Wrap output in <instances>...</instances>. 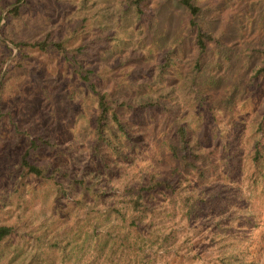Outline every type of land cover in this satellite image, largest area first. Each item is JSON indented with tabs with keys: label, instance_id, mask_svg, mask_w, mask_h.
Returning <instances> with one entry per match:
<instances>
[{
	"label": "rangeland",
	"instance_id": "rangeland-1",
	"mask_svg": "<svg viewBox=\"0 0 264 264\" xmlns=\"http://www.w3.org/2000/svg\"><path fill=\"white\" fill-rule=\"evenodd\" d=\"M13 1L14 41L62 47L26 46L15 65L0 34V264H264V0H192L202 52L178 0H21L7 19ZM83 74L122 131L108 118L97 135ZM177 125L194 166L171 153ZM27 148L42 176L20 166ZM151 176L174 188L133 209L127 188Z\"/></svg>",
	"mask_w": 264,
	"mask_h": 264
},
{
	"label": "trees",
	"instance_id": "trees-1",
	"mask_svg": "<svg viewBox=\"0 0 264 264\" xmlns=\"http://www.w3.org/2000/svg\"><path fill=\"white\" fill-rule=\"evenodd\" d=\"M19 1L21 0L13 1L14 5L9 7L5 11V18L9 19L11 16H17L20 14L24 3L23 1ZM178 1L185 7L189 14L188 23L195 29V44L199 52H202L205 48V41L207 39H210L211 37L208 33L202 31L194 21V16L196 15L199 7L192 0ZM131 2L135 6V9L139 12L141 10L140 4L142 0H132ZM0 34H2L3 37L11 41L15 46L19 48V52L14 54L15 57L18 56V59L15 61V65L19 64L20 60L25 57V52L23 50L26 46L35 47L38 50L61 49L62 47L60 41H53L47 39H40L34 41H14L13 38L7 32V23H3L0 25ZM4 75L5 73L3 71V77ZM81 78L85 83L86 87L95 95L96 98L97 113L95 115V129L97 135L99 137H102V129L106 125L108 118L114 123V126L118 130L122 131L124 129L122 120L119 114L117 113L115 107L111 105L112 103L109 100L108 93L106 91L98 90L95 87L93 81L89 79L87 74H83ZM125 104V101H119L116 105L121 106ZM174 132V142H172L170 146L171 153L175 156L176 159L179 160L182 165V168H185L186 165L194 166V161L197 159L198 153L194 152L192 146L188 143L184 127L182 125H177ZM19 163L20 166L28 173H31L36 176H42L44 174L45 168L42 165L36 164L30 160L29 148L25 149L21 153ZM175 181L176 178L167 180L165 178H154L153 176H151L145 183L127 188V193L129 192L127 202L133 209L143 211L145 203L144 201H142V197L144 194L152 193V191L156 188H162L167 191L172 190L174 188ZM12 230L13 228L11 225L0 224V243L6 236H8L12 232ZM220 262L222 264H250L243 258L236 257L235 255L223 256L221 257Z\"/></svg>",
	"mask_w": 264,
	"mask_h": 264
},
{
	"label": "crops",
	"instance_id": "crops-1",
	"mask_svg": "<svg viewBox=\"0 0 264 264\" xmlns=\"http://www.w3.org/2000/svg\"><path fill=\"white\" fill-rule=\"evenodd\" d=\"M204 255V256H203ZM203 255H201V258L198 259V263L197 264H222L218 259L214 258V259H210L208 261L206 255V252L203 253ZM212 258V257H211ZM186 264H191L188 260L186 261ZM193 264V263H192Z\"/></svg>",
	"mask_w": 264,
	"mask_h": 264
},
{
	"label": "water",
	"instance_id": "water-1",
	"mask_svg": "<svg viewBox=\"0 0 264 264\" xmlns=\"http://www.w3.org/2000/svg\"><path fill=\"white\" fill-rule=\"evenodd\" d=\"M14 5V3L13 4H11L9 7H11V6H13ZM9 7H7L5 10H7ZM5 10H4V12H5Z\"/></svg>",
	"mask_w": 264,
	"mask_h": 264
}]
</instances>
